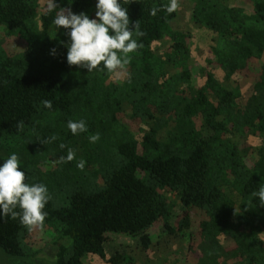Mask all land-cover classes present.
<instances>
[{
	"label": "trees",
	"instance_id": "16d2710c",
	"mask_svg": "<svg viewBox=\"0 0 264 264\" xmlns=\"http://www.w3.org/2000/svg\"><path fill=\"white\" fill-rule=\"evenodd\" d=\"M245 1L251 13L223 0H192V22L215 35L205 65L224 73V85L193 65L194 40L173 30L178 7L169 13L171 0L124 4L142 47L111 72L69 66L70 29L57 32L53 23L62 8L94 18L97 0H0V39L15 37L20 48L0 57V148L6 138L35 133L33 146L47 155L63 159L72 149L75 160L85 161L82 169L73 162L62 168L63 181L78 176L68 177L73 170L86 176L76 181L67 206L46 204L45 221L57 225V235L33 256L51 241L55 264H88L91 256L136 264L119 249L108 257L113 236L133 238L143 252L175 236L185 251L172 264H264V206L254 196L264 187V0ZM115 73L125 80L113 81ZM80 119L91 133L99 129L97 142L67 128ZM55 173L38 182L50 187ZM172 197L182 207L176 215ZM37 226L0 217V248L24 257L22 241Z\"/></svg>",
	"mask_w": 264,
	"mask_h": 264
},
{
	"label": "clouds",
	"instance_id": "9594fccd",
	"mask_svg": "<svg viewBox=\"0 0 264 264\" xmlns=\"http://www.w3.org/2000/svg\"><path fill=\"white\" fill-rule=\"evenodd\" d=\"M128 0H97L95 17L90 18L84 12L76 13L71 8H62L54 18L57 28H63L70 37L67 46L66 61L69 66H79L91 72L102 66L108 71L123 68L129 62V54L136 51L141 44L133 38L130 29L128 8L124 6ZM55 4V2H54ZM50 9L53 5H49ZM177 7L176 0H171L166 10L171 13ZM157 9L152 10L155 15ZM137 24L135 25V28ZM46 107H51L50 101H45ZM17 130H23L24 122L19 121ZM67 128L73 135L87 131L86 121L69 120ZM55 136L42 141L47 144L54 141ZM99 139V134L90 136V142ZM61 148L65 145L61 144ZM75 152L68 149L66 159L73 160ZM77 167L83 168L81 160ZM26 173L21 167V160L16 153H11L3 163H0V217L19 216L20 222L26 226H43L48 213L44 210L49 201L48 188L44 183H28ZM258 203L264 206V187L254 192ZM19 207L20 212L13 209Z\"/></svg>",
	"mask_w": 264,
	"mask_h": 264
},
{
	"label": "rangeland",
	"instance_id": "374dc122",
	"mask_svg": "<svg viewBox=\"0 0 264 264\" xmlns=\"http://www.w3.org/2000/svg\"><path fill=\"white\" fill-rule=\"evenodd\" d=\"M53 0H42L43 5L51 4ZM225 4L228 6H236L240 8L246 9L248 13L253 11V5H247L245 0H223ZM178 18L172 23V28L175 31H181L189 33L193 40L194 44L192 47V63L195 66L199 64L202 66L204 71H211L215 74L216 78L225 85L224 73L218 69H210L205 65L204 59L211 56L212 47L214 46V38L210 31L206 30L200 25H197L192 22L190 18L191 8H192V0H179L178 1ZM73 11V10H72ZM56 31H62L63 28H57ZM160 44L156 46L157 52L160 49ZM20 51L18 41L16 38L12 37H4L0 39V57L6 51ZM18 53V52H17ZM27 66V65H25ZM21 72L26 73V69ZM125 75L122 73H115L112 75L113 81L123 82L125 80ZM198 86L204 83V74L199 72L197 79L195 81ZM229 87V84L226 85ZM128 108L124 109L127 110ZM129 118V117H128ZM90 130H92L90 128ZM89 128L84 133L88 135H96L99 134V129L96 132L91 133ZM83 133L76 135L77 137H81ZM35 133H28L27 138L25 140L20 139L19 137L6 138L2 142V146L0 148V156L4 158H8L11 153H16L20 160L21 166L24 167L28 171L27 182L28 183H39L40 180L43 181L45 177L43 175L47 172L57 171L55 173L57 175V179L54 181L53 185L50 184L48 187L49 200L52 202L55 208L65 207L69 204L70 195L72 191H75L77 186L76 181L82 180L86 176L82 171L76 173V170L71 172L70 176H76L75 178H69L67 181H63L65 179V174H62L64 171H61L62 168H66L67 164L78 162V158L76 160L68 161L66 159V155H64L63 159L59 156H55L52 154H48L44 152V148H37L33 146ZM100 138V137H99ZM98 141V140H97ZM95 141V142H97ZM85 162V161H84ZM72 171V170H71ZM59 172V173H58ZM66 173V172H64ZM88 176V175H87ZM67 177V176H66ZM39 181V182H38ZM74 187V188H73ZM172 202L175 203L174 206V214L179 213L182 210L178 199L172 197ZM57 225H51L48 222L44 221L43 226L38 225L37 228H32V236L28 240H23V246L25 247V256L22 258H14L7 255L0 248V264H55L56 262V248L55 246L49 242L47 247L36 256L32 255L33 251L38 250L37 247L41 244L42 241L52 240L56 237V229ZM67 243L65 244L68 249L71 248L72 242L69 239H66ZM65 243V241H61ZM25 244L30 245L25 246ZM32 244V245H31ZM124 251L127 255L132 257L136 264H172L174 262V256H180L185 251V242L175 236L166 237L163 240H160L157 244L153 245L151 249L147 252H143L138 246L133 238L123 237L119 235L113 236L111 243L107 247V255L111 257L112 254L117 250ZM88 264H109L105 260L91 256L88 258Z\"/></svg>",
	"mask_w": 264,
	"mask_h": 264
}]
</instances>
